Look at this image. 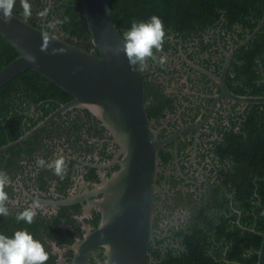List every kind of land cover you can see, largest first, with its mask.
Instances as JSON below:
<instances>
[{"label": "trees", "instance_id": "obj_1", "mask_svg": "<svg viewBox=\"0 0 264 264\" xmlns=\"http://www.w3.org/2000/svg\"><path fill=\"white\" fill-rule=\"evenodd\" d=\"M31 15L25 19L20 0L14 13L28 22L55 32L66 41L94 48L82 8V0H28ZM111 16L120 32L133 21L159 16L164 24L163 51L157 57L185 52L207 59L217 50V41L235 45L263 19L264 0H108ZM229 46V47H231ZM229 47L227 49H229ZM18 55L0 34V69ZM207 56V57H206ZM148 61H152L149 59ZM226 84L238 94L264 95V19L259 31L232 55ZM145 84V83H144ZM49 98L54 100L47 101ZM70 93L37 70L27 68L0 86V146L17 138L38 120L25 119L31 105L48 102L45 112L71 99ZM147 112L150 113L147 109ZM217 116L213 141L214 166L195 191L179 189L170 197L187 201L191 214L183 229H177L179 247L161 249L150 242L145 264H257L264 231V103H249L243 111ZM220 137V138H219ZM11 147L8 150H12ZM169 152L159 150V157ZM157 177V182H160ZM174 185L176 179L170 175ZM186 190V191H184ZM194 194H196L194 196ZM174 203L172 206H175ZM239 221V222H238ZM102 249V248H100ZM104 255L99 259L103 264Z\"/></svg>", "mask_w": 264, "mask_h": 264}, {"label": "flooded vegetation", "instance_id": "obj_2", "mask_svg": "<svg viewBox=\"0 0 264 264\" xmlns=\"http://www.w3.org/2000/svg\"><path fill=\"white\" fill-rule=\"evenodd\" d=\"M42 19L44 26L45 14ZM229 46L231 42L219 39L217 50L206 56L207 59L204 58L207 54H190L191 49L185 52L179 47L174 54L169 50L165 64L161 65L158 60L147 61V67L141 70L150 123L158 129L160 138L175 135V140L162 147L170 156L159 157L157 177L162 174L159 182L162 189L155 194L152 243L161 249L179 247L175 230L183 229L191 217V203L180 201L177 204L170 196L181 188L195 191L214 166L213 141L218 135L213 125L219 119L217 116L225 123L228 114L245 108L244 104L231 103L224 97L213 104L212 95L219 92L217 83L191 66L184 55L220 73L224 50ZM50 100L54 98L47 101ZM48 102L45 107L31 105L25 111L27 124H30L28 120L39 118L36 125L61 104L45 112L51 107ZM15 146L12 150H8L10 147L0 151V171L6 172L11 180L5 188L9 194V215L0 216V234L11 237L16 230L26 229L48 251L46 264H71L74 245L82 240L86 231H93L98 225L100 210L93 202L102 193L95 190L102 183V177H109L118 168L119 146L95 115L78 107L57 114ZM57 155H62L66 161L63 179L36 163L38 157L50 162ZM170 175L176 179L174 185ZM174 203L176 205L172 206ZM34 204L37 205L34 222H17V214ZM101 254L104 255L102 249L96 247L87 264H98Z\"/></svg>", "mask_w": 264, "mask_h": 264}, {"label": "water", "instance_id": "obj_3", "mask_svg": "<svg viewBox=\"0 0 264 264\" xmlns=\"http://www.w3.org/2000/svg\"><path fill=\"white\" fill-rule=\"evenodd\" d=\"M82 8L94 48L85 49L48 32L13 12L11 22L0 20V34L18 51V55L0 69V86L19 72L30 68L41 72L72 98L25 130L17 138L0 146V151L32 136L57 114L74 107L95 115L118 146V168L104 178L95 192L102 196L93 202L100 219L93 231H86L74 245L71 264H87L96 247L102 248L103 264H145L149 244L154 238L155 194L162 189L157 182L159 150L175 135L158 137L150 123L145 104L144 73L133 71L127 57L119 51L123 43L110 12L108 0H82ZM264 19V15H263ZM259 24L244 39L224 50L220 73L184 59L217 83L219 97L231 103H264V95L238 94L229 89L225 75L233 53L259 31ZM213 107V105H212ZM239 222V221H238ZM261 236L257 264H264V231L250 228ZM98 264H102L97 259Z\"/></svg>", "mask_w": 264, "mask_h": 264}, {"label": "clouds", "instance_id": "obj_4", "mask_svg": "<svg viewBox=\"0 0 264 264\" xmlns=\"http://www.w3.org/2000/svg\"><path fill=\"white\" fill-rule=\"evenodd\" d=\"M16 0H0V20L5 23L11 22ZM23 15L27 19L31 15V6L28 0H20ZM165 28L162 19L153 15L147 21H133L131 27L122 33L123 43L119 48L128 60L133 71L143 70L147 67L149 59L158 60L163 65L166 56L157 57L155 53L163 51ZM38 167H47L55 175L64 178L66 174V161L62 155H57L53 160L46 161L37 158ZM11 184L6 172L0 171V216H8L9 194L5 188ZM37 205H31L19 212L17 222L24 221L32 224L36 216ZM49 253L44 244L34 238L26 229H18L9 237L0 234V264H46Z\"/></svg>", "mask_w": 264, "mask_h": 264}]
</instances>
